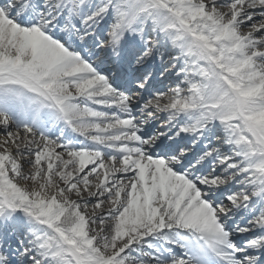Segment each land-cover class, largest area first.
Returning <instances> with one entry per match:
<instances>
[{
    "label": "snow or ice",
    "instance_id": "1",
    "mask_svg": "<svg viewBox=\"0 0 264 264\" xmlns=\"http://www.w3.org/2000/svg\"><path fill=\"white\" fill-rule=\"evenodd\" d=\"M0 264H264V0H0Z\"/></svg>",
    "mask_w": 264,
    "mask_h": 264
}]
</instances>
